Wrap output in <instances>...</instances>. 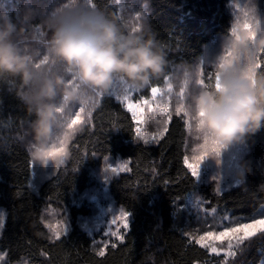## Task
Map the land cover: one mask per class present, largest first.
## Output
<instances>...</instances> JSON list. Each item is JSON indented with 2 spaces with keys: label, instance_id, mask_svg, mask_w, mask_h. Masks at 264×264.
Instances as JSON below:
<instances>
[{
  "label": "trees",
  "instance_id": "16d2710c",
  "mask_svg": "<svg viewBox=\"0 0 264 264\" xmlns=\"http://www.w3.org/2000/svg\"><path fill=\"white\" fill-rule=\"evenodd\" d=\"M124 1L144 14L142 26L155 33L168 60L165 76L143 89L144 98L168 75L197 66L216 36H228L234 20L229 0ZM92 3L114 15L125 30L131 28L112 0ZM41 4H34L36 15L23 24L25 34L35 27L47 31ZM258 7L264 13V0ZM7 13L14 21H24L13 8ZM258 58L264 61V53ZM206 76L205 86L215 85L214 77ZM18 90L16 82L0 81V211L4 214L0 254H5V264H224L222 256L209 254L187 236L185 198L197 194L208 210L235 218L253 219L264 207V191L258 188L264 185V128L243 145L238 166L244 163L251 169L245 187L220 190L213 181L196 180L185 165L189 138L181 116H172L158 142L145 144L136 139L132 116L111 94L72 135L62 162L42 164L46 167L42 173L49 170V174L33 186L32 168L41 162L30 155L26 141L31 140V118L17 98ZM107 159L128 162L127 172L110 179L107 194L131 216L123 242L115 248L107 246L101 256L79 220L91 214L82 197L99 185L93 173ZM51 210L67 216L68 230L60 240L52 239L45 227ZM263 258L264 235H258L245 242L228 264H259Z\"/></svg>",
  "mask_w": 264,
  "mask_h": 264
},
{
  "label": "clouds",
  "instance_id": "9594fccd",
  "mask_svg": "<svg viewBox=\"0 0 264 264\" xmlns=\"http://www.w3.org/2000/svg\"><path fill=\"white\" fill-rule=\"evenodd\" d=\"M27 19L14 21L10 14L0 13V81L19 85L16 95L31 118L37 159L43 158L61 125L67 127L71 109L91 112L117 86L140 91L168 70L167 56L149 27L125 30L92 0H53L46 8V63L37 60L35 50L25 43ZM250 24V30H238L239 39L228 40L232 58L223 67L221 60L216 62L219 88L202 86L198 69L185 80L183 111L192 130L206 145L219 149L209 157L231 145L246 144L264 128V71L257 67L258 56L264 53V23ZM250 172L247 164H240L233 186L245 187ZM258 188L264 191V185Z\"/></svg>",
  "mask_w": 264,
  "mask_h": 264
},
{
  "label": "rangeland",
  "instance_id": "374dc122",
  "mask_svg": "<svg viewBox=\"0 0 264 264\" xmlns=\"http://www.w3.org/2000/svg\"><path fill=\"white\" fill-rule=\"evenodd\" d=\"M47 1V2H46ZM53 0H0V13H3L5 10L6 13L10 9L15 10V15L19 18H23L25 20L26 17H28L27 21L30 20V16L36 15V8L34 4L42 3L40 6V9H43V6L45 8V12L41 13V18L44 19V16L46 14V8L49 6L50 3H52ZM113 4L117 7L119 10V13L121 17H123L126 22L130 25V27H137L142 26L143 22V16L144 14L141 11H138L135 9V7L132 9V6L127 4L124 0H120L119 3H117V0H112ZM34 3V4H33ZM49 3V4H46ZM260 3V0H229L230 4V10H234V15L232 16L231 27H230V33L227 37H218L216 36L214 38V41L211 45L207 46L203 57L201 58L200 62L197 66H195L192 70H180L174 72L172 75H168V81L164 79V82L161 86H154L163 89L167 88V84L170 82L173 86V92L169 95H166L164 97L165 103H170L171 105V111L172 116L173 115H179L183 118L186 129L188 133L189 141L187 142L186 147V156H185V165L187 166L188 170L191 172V169L188 167L189 164L198 165L196 174L194 175L195 179L202 182H215L216 185L220 188V190L228 189L231 186L234 185L235 180V174L238 170V161L240 157L243 154L244 146L243 145H231L229 147H226L222 149L218 156L216 157H209V153L215 151L216 153L219 152L218 148H215L214 146H208L206 145L200 137L195 134L192 130V122L190 121L187 114H185L184 111L179 112L177 114V108L180 107V104L182 103L181 97L179 95L180 89L182 85H184V81L189 78L190 74L197 69L200 73V79L204 80V74L207 75L206 77L209 78L211 76L214 77V84H215V78L217 74V68L218 63L217 60H221L223 57L226 56V49L227 42L232 37V29L234 26L237 25V22H239L240 28L239 30H243L242 25L245 22L248 23H254L257 22V20L261 23H264V13L263 11L259 9L258 5ZM45 4V5H44ZM20 6V7H19ZM145 8V5L142 4V9ZM245 10H247L248 15H245ZM24 15V17H22ZM45 31L35 27L32 29V31L25 34L26 40L25 43L31 47L36 52V59L41 60L44 58V48H43V40L45 39L44 35ZM142 91H137L135 89H131L128 91L122 90L120 86H117L112 92L109 94L113 95L118 101H122V98L125 95H128L130 99H132V102H137L142 99H149L151 100V88L149 91V98H144L142 96ZM122 103V102H121ZM124 108H126L127 102L122 103ZM74 111H79L78 108H75ZM91 112H84L82 113L83 119L87 122ZM129 114L132 116V113L129 112ZM138 118L141 114H137ZM71 118H73V113L71 115ZM133 118V117H132ZM163 119H166L165 116H162L158 113H148L147 109H145V112L143 113V122L140 123L139 127L142 130V135L145 137V139L149 140L148 144H155L156 142H152V136L156 134L158 131L163 129L162 123H156L158 121H162ZM70 122V121H69ZM169 123V122H168ZM82 125V124H81ZM80 125L76 126V129L79 128ZM137 127V124L135 123V129ZM65 133H68V138L66 142L64 143V147L67 145V142L70 141L72 135L75 133L70 132V130L67 129L66 126L63 128H59L52 141L50 142L47 151L51 150L54 146L55 148H59L62 146L61 142L65 141ZM136 139L140 142L144 143V140L139 139L136 136ZM161 137L159 138V140ZM28 143L29 149H30V155L33 161H37L38 163L41 162V164H36V162L33 165L32 168V185H37L38 180L45 179L49 173V170H47V174H44L45 166L42 165L44 163H48L50 165H53L54 162L60 161L61 159H64V155L61 157H57L55 159L53 158H47L44 157L42 159H37L33 156V143L32 138L31 140L26 141ZM203 156L204 158L201 160L200 157ZM125 163L128 164L127 160H105L102 162L101 167L95 170L94 177L96 180L98 179V186L90 189L88 192H86L82 200H84L87 205H89L91 209V214L87 218H81L79 220V225L81 226L82 230H84L92 239L94 245H96L99 250L101 248H104L105 245L109 246L113 243L118 244L121 241L116 239L115 236L112 235H105V233H111L116 232L117 229H119L120 235H125L127 229H125L122 226L121 220H116L115 223H112L113 217H119L121 212H125L123 209L118 208L115 206V204L110 200L108 194H107V185L112 177H115L121 173L127 172V170H121L122 165ZM115 168L117 171L113 172L112 169ZM46 172V171H45ZM36 183V184H35ZM197 201H201L200 208H195L194 205ZM183 208L186 212V215L188 216L186 219V227H187V236L190 238V240L194 241L196 243V240L199 239L200 236L204 235L208 231H223L225 226H232L231 222H251L253 219H259L264 217V207L261 208V210L257 213V215L252 219H244V218H235L231 217L227 213H221L220 211L216 209L208 210L205 207L204 201L197 195V194H190L185 198V204L183 205ZM215 210V211H213ZM1 212V211H0ZM50 215H48L44 222L45 224L49 225H62L66 226V232L68 230V222H67V216L60 214L59 212H55L53 210L49 211ZM227 215L229 217V220H224V216ZM128 225H129V217H128ZM48 229V228H47ZM49 230V229H48ZM62 230V229H61ZM1 231V230H0ZM50 232V231H49ZM52 235V233L50 232ZM208 243H214L215 246L218 248L225 249L227 248V240L221 241H207ZM247 242V241H246ZM197 244V243H196ZM199 245V244H197ZM200 246V245H199ZM207 250V252L211 255L217 256L214 253H211L208 248H204ZM240 251V250H239ZM238 251V252H239ZM237 252V254H238ZM225 260L223 252H221V255ZM231 258V257H230ZM228 258V260L230 259ZM264 261V258L262 259ZM261 261V262H262ZM261 262L259 264H261ZM0 264H5V260L3 259L0 261ZM17 264H28L26 261H21Z\"/></svg>",
  "mask_w": 264,
  "mask_h": 264
},
{
  "label": "snow or ice",
  "instance_id": "6c2138e0",
  "mask_svg": "<svg viewBox=\"0 0 264 264\" xmlns=\"http://www.w3.org/2000/svg\"><path fill=\"white\" fill-rule=\"evenodd\" d=\"M10 2V0H9ZM120 0H117V3H119ZM245 15H248L247 10H245ZM257 25H259V21L257 20ZM139 26H137L138 28ZM244 30H250L251 24L248 22H245L242 25ZM240 28L239 22H237V25L233 27L232 29V36L236 39H239V37L236 35L238 30ZM232 58V52L229 48L226 49V56L221 59L220 67H223L224 61ZM43 63L47 62V57L43 58ZM262 64H264V61L261 59H257V67L262 69ZM166 81H168V78H165ZM187 81H185V85L181 87L179 95L181 97V100H183L185 96V91L187 88ZM200 84L202 86H205V82L201 79ZM215 86L219 88V73L216 74L215 78ZM173 92V86L169 82L167 84L166 89H161L158 87H151V97L152 99H142L137 102H132V99L128 95H125L122 98V103L127 102L126 108L127 111L132 113L133 122L137 124V127L135 129L136 136L139 139L144 140L145 144L149 143V140L145 139V137L142 135V130L139 127L140 123L143 122V113L145 112V109H147L148 113H158L162 116H165L166 119H163L162 121H158V123L163 124V129L158 131L156 134L152 136V142H158L159 138L164 135V133L168 130L167 125L168 122L172 119V111H171V105L170 103L164 102V97L166 95H169ZM184 105L183 103L180 104V107L177 108V114L179 112L183 111ZM75 108L71 109V112L73 113V118H71L70 122L67 124V129L70 130V132L74 133L77 129V125H81L86 123V121L82 117V113H84L83 109H80L79 111H74ZM141 114L138 118L137 114ZM186 114V113H185ZM89 115H91L89 113ZM64 125H61V128H63ZM68 138V133H65V141H62V146L59 148H55V146L49 150L43 153V157L45 159L47 158H57L61 157L63 155H66L65 147L63 146ZM204 157L201 156L200 159L202 160ZM198 165L189 164L188 167L191 169V174L194 176L197 171ZM128 164L125 163L122 165L121 170H127ZM113 172L117 171V169L113 168ZM201 201H197L194 205L195 208H200ZM215 211V210H213ZM128 217L129 214L127 212H121L119 217H113L112 223H115L116 220L122 221V226L127 229L128 228ZM224 220H229V217L227 215L224 216ZM232 226H225L223 231H208L204 235L200 236L199 239L196 240V243L200 245L202 248H208L211 253H214L215 255L219 256L221 255V252H223L225 260L224 264H228V258H234L237 255V252L242 248L244 243L246 241L251 240L253 237H256L258 235H264V217L259 219H253L251 222H231ZM4 227V214L3 212H0V230H2ZM45 227L49 229V231L52 233V239L54 240H60L62 235H66V226L62 225H49L45 224ZM62 229V230H61ZM119 229H117L116 232L111 233H105V235H112L115 236L116 239L123 242V235L118 234ZM227 240V248L222 249L215 246L214 243H208L207 241H221ZM113 248L116 247V244L113 243L111 245ZM107 247V245H105ZM5 254H0V261L4 259ZM98 255L103 256L104 255V248H101ZM261 264H264V261L261 262Z\"/></svg>",
  "mask_w": 264,
  "mask_h": 264
}]
</instances>
